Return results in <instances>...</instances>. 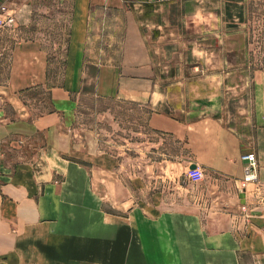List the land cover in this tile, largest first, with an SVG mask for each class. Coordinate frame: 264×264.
<instances>
[{"label": "crops", "instance_id": "obj_1", "mask_svg": "<svg viewBox=\"0 0 264 264\" xmlns=\"http://www.w3.org/2000/svg\"><path fill=\"white\" fill-rule=\"evenodd\" d=\"M6 1L15 22L0 28V264H264V70H253V94L237 119L228 103L217 107L209 81L200 85L208 68L191 80L202 98L167 103L162 68L174 61L180 70L195 55L182 60L176 47L139 30L135 10L152 0H52L68 16L63 82L35 108L25 95L49 75L47 38L33 23L42 17L36 0ZM235 3L242 13V0ZM199 65L197 57L192 69ZM87 80L97 97L144 102L134 104L147 108V129L182 144L186 168L205 173L196 185L207 187L210 206L200 191L182 205L148 187L125 212L104 209L94 179L111 159L76 126L75 96ZM246 152L256 155L257 178L239 191ZM169 163L180 164L158 162L162 171Z\"/></svg>", "mask_w": 264, "mask_h": 264}, {"label": "rangeland", "instance_id": "obj_2", "mask_svg": "<svg viewBox=\"0 0 264 264\" xmlns=\"http://www.w3.org/2000/svg\"><path fill=\"white\" fill-rule=\"evenodd\" d=\"M230 1L233 0H152L135 10L137 18V11L140 13L139 30L146 32L148 38L158 39L160 44L173 45L179 50L182 60L191 53L195 55L193 63L180 61V70L174 61L166 68H162L161 64L164 79L160 83L164 94L168 95L167 103H176L179 99L188 103L196 94L202 98L204 92H199L197 86L196 92H192L191 80L196 76L194 73L202 76V69L205 68L212 75L209 80L201 81L200 85L206 86L209 81L210 92H215L217 107L228 103L231 118L237 119L241 105L251 99L253 89L250 76L254 69L264 70V0H242L240 20L236 17L225 19L224 5ZM35 3L36 13L42 18L38 19V23H33L47 38L44 47L49 53L46 86L25 95L27 102L36 108L37 103H48L49 86L63 82L68 16L67 10L60 14L61 6L52 0H36ZM230 5L234 13L235 4ZM53 10L58 12L53 13ZM51 14L55 16L51 17ZM10 41L6 44L7 53L13 39L10 38ZM197 57L201 63L199 70L192 69ZM90 83L87 80L75 96L76 126L78 132L92 133L99 150L108 153L111 159V169L96 173L94 179L99 183L97 186L104 199V209L125 212L131 207V195L137 199L149 192L148 187L163 189L167 201L182 205H190L200 191V201L205 204L204 207L210 206L214 198L209 197L207 187L202 189L189 181L191 170L185 165L189 156L182 144L155 134L145 126L147 108L134 104L144 102L97 97ZM144 150L153 152H150V157H145L142 154ZM160 152L164 155L161 156ZM161 157L178 160L180 164L172 166L169 163L168 170L164 168L162 171L158 164ZM147 160L152 161L151 167H144L145 163L150 164ZM205 179L203 172L200 183ZM149 181L155 183L149 184ZM145 182L147 188L144 190L140 186ZM238 190H241L240 183Z\"/></svg>", "mask_w": 264, "mask_h": 264}, {"label": "built area", "instance_id": "obj_3", "mask_svg": "<svg viewBox=\"0 0 264 264\" xmlns=\"http://www.w3.org/2000/svg\"><path fill=\"white\" fill-rule=\"evenodd\" d=\"M15 22V12L9 6L6 0H0V28L12 27ZM243 162V177L241 180V189H244L246 184L256 180L257 178V158L254 152H246L240 155ZM190 181L196 183L203 179V171L199 169L191 170L188 174Z\"/></svg>", "mask_w": 264, "mask_h": 264}, {"label": "trees", "instance_id": "obj_4", "mask_svg": "<svg viewBox=\"0 0 264 264\" xmlns=\"http://www.w3.org/2000/svg\"><path fill=\"white\" fill-rule=\"evenodd\" d=\"M234 1H237V0H233V1H230V2H227L226 3V6H225V14H226L227 18H230V19L233 17V14H236V16L238 17V19L240 20V19H242V13L241 12H238L237 11V13L236 12L235 13H233V12L231 13V12L228 11V9H229L228 8V5H230V4H235L236 5V3Z\"/></svg>", "mask_w": 264, "mask_h": 264}]
</instances>
